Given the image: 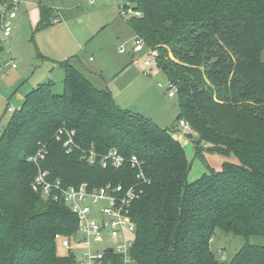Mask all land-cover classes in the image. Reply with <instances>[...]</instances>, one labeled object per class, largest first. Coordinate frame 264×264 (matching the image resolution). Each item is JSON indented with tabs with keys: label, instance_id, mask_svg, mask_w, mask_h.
Segmentation results:
<instances>
[{
	"label": "trees",
	"instance_id": "obj_1",
	"mask_svg": "<svg viewBox=\"0 0 264 264\" xmlns=\"http://www.w3.org/2000/svg\"><path fill=\"white\" fill-rule=\"evenodd\" d=\"M126 2L141 14L128 20L135 38L156 52V67L177 87V124L163 129L121 108L109 89L62 62L63 93L52 81L39 85L0 137V264H76L59 256L55 236L75 235L78 220L64 202L33 191L39 167L65 186L136 183L129 164L103 170L82 162L80 150L67 154L56 137L61 129L75 131L83 150L117 149L144 162L151 184L132 207L135 264H264V246L246 245L228 263L211 245L218 230L264 237V0ZM55 17L41 7L38 29ZM181 121L195 133L185 136L195 156L208 146L237 162L190 181L193 164L174 137ZM43 149L37 166L29 159Z\"/></svg>",
	"mask_w": 264,
	"mask_h": 264
},
{
	"label": "rangeland",
	"instance_id": "obj_2",
	"mask_svg": "<svg viewBox=\"0 0 264 264\" xmlns=\"http://www.w3.org/2000/svg\"><path fill=\"white\" fill-rule=\"evenodd\" d=\"M41 7L58 13L44 29H38ZM130 9L126 0H21L18 18L11 22L12 36L5 39L0 34V137L13 116L8 108L21 109L39 85L52 81L54 93H63L65 75L60 64L69 60L96 88L109 89L118 106L172 129L180 113L178 99L168 96V77L156 65L144 74L147 53L133 52ZM174 137L185 140L180 130ZM183 146L193 164L190 181L209 168L220 171L224 162H237L234 156L208 153V146L197 157L190 139ZM211 245L218 260L230 263L246 245L264 246V237L244 238L218 230ZM58 254L67 256L69 251L59 245Z\"/></svg>",
	"mask_w": 264,
	"mask_h": 264
},
{
	"label": "built area",
	"instance_id": "obj_3",
	"mask_svg": "<svg viewBox=\"0 0 264 264\" xmlns=\"http://www.w3.org/2000/svg\"><path fill=\"white\" fill-rule=\"evenodd\" d=\"M21 0L0 1L1 33L5 39L13 34L11 22L18 18ZM132 16H140L130 9ZM145 51L144 74L149 75L156 63V52L149 48L143 39L135 38L134 53ZM124 52V48L120 50ZM1 70V68H0ZM161 86V84H159ZM168 96L177 97V87L169 83ZM8 112L14 114L13 108ZM183 136L195 134L185 121L179 123ZM57 140L63 143L67 154L80 150L81 161L91 165H99L103 170H120L129 164L135 170L136 183L131 186L108 183L101 187L65 186L61 180H52L48 171L39 167L32 188L44 200L64 202L78 220V231L71 237L60 234L55 236L57 245L69 251L74 256L76 264H135L133 250L135 248L137 225L131 212L132 207L144 195L151 180L146 176L144 162L133 155L125 158L117 149H111L106 154H100L94 146L83 150L76 142V132L67 129L59 130ZM47 151L41 150L29 160L39 166L40 160H45ZM104 247L103 249L100 248Z\"/></svg>",
	"mask_w": 264,
	"mask_h": 264
},
{
	"label": "crops",
	"instance_id": "obj_4",
	"mask_svg": "<svg viewBox=\"0 0 264 264\" xmlns=\"http://www.w3.org/2000/svg\"><path fill=\"white\" fill-rule=\"evenodd\" d=\"M54 11H55V13H57V10H54ZM57 14H58V13H57ZM56 23H57V21H56ZM89 61H92V62H93V59L90 58ZM136 65H137V64H136ZM126 68H127V67H126ZM127 70H128V68L124 70V73H125V74H126ZM124 73H123V74H124ZM127 79H130L129 76H127ZM141 79H142V77H141L140 79L137 78V79L132 80V81L135 82L136 80L138 81V80H141ZM149 82H150V81H149ZM112 95H113V94H112ZM181 140H183V139H180V141H181ZM185 143H186V140H185ZM182 145H183V144H182Z\"/></svg>",
	"mask_w": 264,
	"mask_h": 264
},
{
	"label": "water",
	"instance_id": "obj_5",
	"mask_svg": "<svg viewBox=\"0 0 264 264\" xmlns=\"http://www.w3.org/2000/svg\"><path fill=\"white\" fill-rule=\"evenodd\" d=\"M180 142H181V144H183V143H185V140L183 139V140H181Z\"/></svg>",
	"mask_w": 264,
	"mask_h": 264
}]
</instances>
